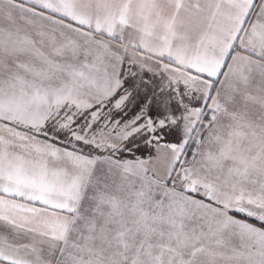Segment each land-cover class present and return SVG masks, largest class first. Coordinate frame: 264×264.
<instances>
[{
    "label": "snow or ice",
    "instance_id": "6c2138e0",
    "mask_svg": "<svg viewBox=\"0 0 264 264\" xmlns=\"http://www.w3.org/2000/svg\"><path fill=\"white\" fill-rule=\"evenodd\" d=\"M0 264H264V0H0Z\"/></svg>",
    "mask_w": 264,
    "mask_h": 264
}]
</instances>
